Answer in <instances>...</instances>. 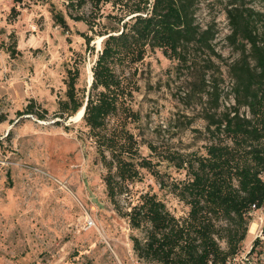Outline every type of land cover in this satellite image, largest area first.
<instances>
[{
	"label": "rangeland",
	"instance_id": "374dc122",
	"mask_svg": "<svg viewBox=\"0 0 264 264\" xmlns=\"http://www.w3.org/2000/svg\"><path fill=\"white\" fill-rule=\"evenodd\" d=\"M192 1L201 45L207 47L189 46L183 63L159 49L148 51L130 76L137 86L131 107L139 121L129 128L139 154L161 176L159 181L142 169L131 193L134 200L154 194L176 218L186 217L189 208L160 182L184 180L185 172L160 156L204 153L214 142L211 118L237 106L229 70L249 49L239 37L233 39L228 0ZM13 5L0 0V264H158L135 254L131 238L143 240L144 233L131 229L111 204L105 170L84 122L75 119L77 113L65 119L59 111L70 70H78L79 97L87 95L102 49L100 30L91 32L85 23L71 20L64 0H25L17 5L15 19L10 17ZM244 8L264 14L257 0H246ZM52 10L63 14L67 32L55 25ZM72 12L88 14L89 9ZM115 13L103 7L100 24L108 27L105 16ZM255 20L263 37L264 18ZM83 35L93 37L92 50ZM30 104L35 113L25 114ZM42 110L46 115L39 119ZM239 113L247 116L248 110L242 107ZM250 215L248 229L253 221L263 226L264 208ZM250 238L240 244L238 256ZM220 245L225 249L224 241Z\"/></svg>",
	"mask_w": 264,
	"mask_h": 264
},
{
	"label": "trees",
	"instance_id": "16d2710c",
	"mask_svg": "<svg viewBox=\"0 0 264 264\" xmlns=\"http://www.w3.org/2000/svg\"><path fill=\"white\" fill-rule=\"evenodd\" d=\"M12 1L10 17L15 19L19 15L17 5L25 0ZM64 1L67 10L89 9L88 14L70 11L69 18L85 23L91 32L99 29L103 41L92 67L93 80L87 95L79 97V73L70 70L66 99L59 100V111L67 119L85 104L81 120L105 170L107 196L130 228L144 233L143 240L131 238L135 254L158 264H226L239 252L247 236L250 214L264 208V34L262 37L255 27V16L264 18V14L244 8L246 0H228L233 39L239 37L249 48L229 70L237 106L220 118H211L213 130L208 129L214 142L205 147L204 153L182 155L168 151L160 156L185 172L184 180L160 182L189 208L186 217L176 218L154 194H141L134 200L131 193L130 186L140 180L142 169L159 181L161 176L152 161L139 154L129 128L139 121L131 107L137 86L130 76L136 75V65L148 51L159 49L166 57L183 63L189 46L207 47L206 43L201 45L193 1ZM257 1L264 7V0ZM107 5L116 11L105 16L108 27L99 21ZM52 15L55 25L67 32L69 26L63 14L52 10ZM103 28L106 30L101 31ZM83 38L92 50L89 45L93 37ZM242 107L247 108V116L239 113ZM25 112L35 113L32 104ZM45 115L46 110L37 114L39 119ZM149 148L157 151L156 147ZM121 199L127 202L126 208L121 206ZM220 241L225 242V249Z\"/></svg>",
	"mask_w": 264,
	"mask_h": 264
},
{
	"label": "built area",
	"instance_id": "2783aa9c",
	"mask_svg": "<svg viewBox=\"0 0 264 264\" xmlns=\"http://www.w3.org/2000/svg\"><path fill=\"white\" fill-rule=\"evenodd\" d=\"M246 249L240 256L237 253L228 258L226 264H264V220L263 226L258 227L250 246Z\"/></svg>",
	"mask_w": 264,
	"mask_h": 264
},
{
	"label": "bare ground",
	"instance_id": "6f19581e",
	"mask_svg": "<svg viewBox=\"0 0 264 264\" xmlns=\"http://www.w3.org/2000/svg\"><path fill=\"white\" fill-rule=\"evenodd\" d=\"M101 39L102 38H99L98 43H100ZM91 81H92V74H91V77L89 79V82H91ZM82 116H83V108H81L77 112V114L75 115V119L77 121H79V120L82 119ZM258 227H259V223L257 221L256 222L255 221L251 222L250 225H249L247 236H252L253 237L256 234Z\"/></svg>",
	"mask_w": 264,
	"mask_h": 264
},
{
	"label": "crops",
	"instance_id": "0c3cea01",
	"mask_svg": "<svg viewBox=\"0 0 264 264\" xmlns=\"http://www.w3.org/2000/svg\"><path fill=\"white\" fill-rule=\"evenodd\" d=\"M252 240H253V237L251 236V238L249 239V240H246L245 242H246V246H247V248L250 246V244H251V242H252Z\"/></svg>",
	"mask_w": 264,
	"mask_h": 264
},
{
	"label": "water",
	"instance_id": "95a60500",
	"mask_svg": "<svg viewBox=\"0 0 264 264\" xmlns=\"http://www.w3.org/2000/svg\"><path fill=\"white\" fill-rule=\"evenodd\" d=\"M92 80H93V77H92ZM91 83H92V81H91ZM90 86H91V84H90ZM90 86H89V88H90ZM89 90V89H88ZM83 108V114H84V111H85V104H84V106L82 107Z\"/></svg>",
	"mask_w": 264,
	"mask_h": 264
}]
</instances>
